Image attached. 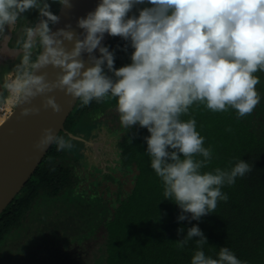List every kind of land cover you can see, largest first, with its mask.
<instances>
[{"label": "clouds", "instance_id": "clouds-1", "mask_svg": "<svg viewBox=\"0 0 264 264\" xmlns=\"http://www.w3.org/2000/svg\"><path fill=\"white\" fill-rule=\"evenodd\" d=\"M58 3L71 7L69 0ZM145 3L151 6L129 18L134 6ZM50 8L47 0H0V35L29 10H38L40 17L17 42L21 57L15 77L0 85L9 97L18 104L44 97L43 108L54 113L62 111L49 95L57 89L81 106L115 99L122 129L139 125L150 133L145 140L151 168L163 183L164 199L181 209L179 221L189 219L187 214L199 221L215 211L218 201L227 202L222 188L234 185L252 166L241 159L230 169L202 172L212 149L204 146L196 120L181 116L194 104L212 112L233 109L238 118L254 112L261 101L255 74L264 71V0H102L79 19L82 39L69 30L71 25L53 32L50 25L60 18ZM105 33L130 40L134 52L129 65L115 68L114 52L101 43ZM66 42L74 44L71 50ZM37 47L42 51L33 59ZM96 49L99 58L93 55ZM84 53L93 66L86 67ZM49 66L58 70L54 80L42 71ZM6 100L0 96V102ZM39 111L26 107L21 115ZM53 144L57 151L73 147L51 128L44 129L34 147L42 153ZM195 237L191 264H244L228 247L219 248L217 258L206 256L202 249L208 241L198 226L189 228L177 247L183 249Z\"/></svg>", "mask_w": 264, "mask_h": 264}, {"label": "trees", "instance_id": "trees-1", "mask_svg": "<svg viewBox=\"0 0 264 264\" xmlns=\"http://www.w3.org/2000/svg\"><path fill=\"white\" fill-rule=\"evenodd\" d=\"M150 6L147 3L134 6L129 18L138 17L139 10ZM59 7L55 3L51 11L56 15ZM105 46L114 52L116 69L131 63L134 49L130 40L110 36ZM255 75L260 79L257 90L261 101L251 115L238 118L233 109L212 112L202 104H194L188 114L181 116L184 121L196 120L197 131L205 138L204 146L212 149L211 162L202 172L230 169L241 159L252 166V171L238 177L234 185L222 188L229 197L227 202L218 201L215 211L199 221L191 220V214H187L189 219L179 221L181 209L164 199L163 183L151 168L145 140L150 133L139 125L122 129L119 119L115 120L117 141L120 139L117 155L123 163H117L120 180L116 188L106 186L101 193L93 191L88 202L85 197L77 203L70 200L69 217L65 211L49 210L55 218L44 226L50 229L45 249H39L45 264H191L199 238H193L183 249L177 247L176 241L183 239L193 226H198L207 238L208 244L202 249L206 256L217 258L219 248L228 247L244 264H264V71ZM109 100L116 104L115 99ZM100 106L101 102L95 100L81 106L78 100L67 118L70 131L75 133L76 129L90 125L93 128L99 120L96 111ZM58 135L72 139L62 131ZM67 150L57 151L53 144L21 191L0 214V247L10 246L16 236L9 238L13 231L38 211L44 198L48 201L59 197L60 200L68 191L69 196L73 195L71 190L82 176L64 166ZM140 152L146 155V161ZM180 228L184 229L183 233H178ZM67 239L69 253L63 254L60 242ZM94 249L98 251L97 256ZM52 251H56V256H52ZM17 254H12L8 264H22L21 257L20 260L13 257Z\"/></svg>", "mask_w": 264, "mask_h": 264}, {"label": "rangeland", "instance_id": "rangeland-1", "mask_svg": "<svg viewBox=\"0 0 264 264\" xmlns=\"http://www.w3.org/2000/svg\"><path fill=\"white\" fill-rule=\"evenodd\" d=\"M47 2L50 4L51 8L55 4L54 2ZM32 12L33 10L29 11V13ZM32 16L34 17L35 15ZM22 18L21 20L24 21L25 18ZM19 39H21V36L16 35L15 41L18 42ZM15 41L14 43L17 44ZM17 54L18 55L13 59L14 63L9 62L5 64L6 67H0L2 75H5L6 73L10 75L9 78H7V81L13 79L16 75L15 67L20 63V51ZM115 107L116 104L113 102V100L110 101L108 99L101 102L99 110L96 111V114L99 112V120L95 126L91 129H86L87 131L84 129H79L81 130L80 133L82 132L81 135H84L91 141L94 140L95 142H98L99 145L102 144L106 146L105 150H98L99 148L96 149L94 146L75 141L76 139L74 138H68L73 147L65 152L66 159L63 161L65 164L64 166L67 169L70 167L72 172H77V175L82 176V179H79L77 186L71 190L73 195L69 196L68 191L67 194H63L60 197V200L59 197H55L56 200H54V198H51L48 201L45 198L42 200L38 211L31 214L29 220H26V222L23 221L22 225L13 231V234L9 238H11L13 235L16 236L13 238L10 246L8 245V248H6L4 244L0 247V264H8L12 254L16 253L19 254L13 255V257L18 258L19 260L21 257L22 264H45L43 258H41V252L39 253V249H41V251L45 249L44 246L46 245V238L48 235L47 231L50 229L44 226L48 225V223L52 221V217L55 218V216L51 217L50 214L52 211L49 210L53 209L56 212L65 211L69 217L70 200L77 203L78 200H83L85 197L87 198L88 202V199L93 191L97 190L99 193H101L104 191L103 187L105 188L106 186H108L110 189H113V187L116 188V183H118V180H120L116 171H119L120 166H118V164L123 165V163L119 158H115V155L113 156V154L106 152L111 151L112 148L115 149V147H119L120 139L117 141L118 130L115 128V120L119 119V114L115 110ZM114 111L116 112L112 114ZM109 115L111 116L109 117ZM140 154L141 158L146 161V155L143 152H140ZM121 178L124 177L121 176ZM105 182L107 184H105ZM125 185H127L126 182H124V186ZM104 194L106 195V192ZM114 197L115 194H112V198ZM93 242L95 243L96 241ZM60 244L63 245L64 252L62 253L68 254L69 251L67 250H69V247L67 248V245L69 244V239H67L65 242L61 241ZM93 252L95 256H97V249H94ZM52 254V256H56V251H52Z\"/></svg>", "mask_w": 264, "mask_h": 264}, {"label": "water", "instance_id": "water-1", "mask_svg": "<svg viewBox=\"0 0 264 264\" xmlns=\"http://www.w3.org/2000/svg\"><path fill=\"white\" fill-rule=\"evenodd\" d=\"M101 2L102 0H69L71 7L60 5L56 14L60 19L57 24L51 25L52 31L55 32L71 25L69 30L75 32L82 39L84 30L78 27L79 19L86 18L88 13L95 11ZM110 36L105 33L101 42L102 46L106 45ZM66 44L69 50L74 46L73 43L66 42ZM93 55L99 58L101 55L99 49H96ZM82 59L86 67L93 66L89 63L87 53L83 54ZM42 71L48 73V79L54 80L58 70L49 66ZM49 95L54 96L61 106L62 111L60 113H54L50 108L44 109V97H36L31 104L17 103L13 112L0 125V214L21 191L51 148L52 145H49L41 153L34 147L44 129L51 128L57 134L62 131L76 140L83 141L96 149L99 148L98 150H105L106 146L99 145L97 142L85 139L66 129L65 122L78 100H74L59 89ZM26 107H38L40 111L38 114L22 116L21 112Z\"/></svg>", "mask_w": 264, "mask_h": 264}, {"label": "flooded vegetation", "instance_id": "flooded-vegetation-1", "mask_svg": "<svg viewBox=\"0 0 264 264\" xmlns=\"http://www.w3.org/2000/svg\"><path fill=\"white\" fill-rule=\"evenodd\" d=\"M47 1L53 2V0H47ZM54 3L57 4L58 0H57V2H54ZM32 10H33L32 13H29L30 10L28 12H26L28 17L26 16L25 13L23 14L25 17L22 15V17L25 18L24 21L21 20V18H22L21 17L12 29L6 30L5 35H0V67H2V68L6 67L5 64L9 63V62L14 63L13 59L15 56L18 55L17 53L19 52L20 45L15 41V36L20 35L21 39H19L18 41L23 40L25 27L33 26L39 22V19H40L39 12L36 9H32ZM32 15H35V16L33 17ZM30 16H32V17H30ZM50 27H51V25H50ZM13 40L17 44H15ZM40 51H41V49L39 47L34 49L33 59H35L36 54L39 53ZM0 70H1V68H0ZM7 78H9L8 73H6L5 75H2L1 71H0V85H2L5 81H7L8 80ZM6 94H7V91L4 90L2 87H0V96L4 97ZM65 127L67 130H69V131L71 130L69 128V124H67V120L65 122ZM88 128H91V125H90V127H85V128L83 127V129L85 131H87L86 129H88ZM79 129L80 128L76 129L75 134H77V135H79L85 139H89V138H86L84 135H81L82 132L80 133L81 130H79ZM119 147H117V148H119ZM117 148L116 147H115V149L112 148L111 151H107V153L114 154L115 156L114 155L113 156L115 158L116 157L118 158L117 154H118L119 149H117Z\"/></svg>", "mask_w": 264, "mask_h": 264}, {"label": "built area", "instance_id": "built-area-1", "mask_svg": "<svg viewBox=\"0 0 264 264\" xmlns=\"http://www.w3.org/2000/svg\"><path fill=\"white\" fill-rule=\"evenodd\" d=\"M5 98H7L6 102H0V125L5 119L9 117L17 104L16 98L9 97L8 93L6 94Z\"/></svg>", "mask_w": 264, "mask_h": 264}, {"label": "bare ground", "instance_id": "bare-ground-1", "mask_svg": "<svg viewBox=\"0 0 264 264\" xmlns=\"http://www.w3.org/2000/svg\"><path fill=\"white\" fill-rule=\"evenodd\" d=\"M3 121V120H2Z\"/></svg>", "mask_w": 264, "mask_h": 264}]
</instances>
